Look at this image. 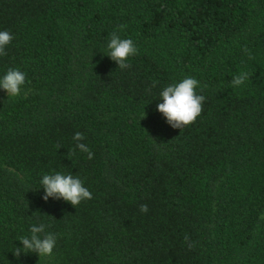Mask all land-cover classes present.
Wrapping results in <instances>:
<instances>
[{
  "label": "trees",
  "instance_id": "1",
  "mask_svg": "<svg viewBox=\"0 0 264 264\" xmlns=\"http://www.w3.org/2000/svg\"><path fill=\"white\" fill-rule=\"evenodd\" d=\"M5 30L0 78L25 84L0 89V264H264V0H0ZM186 77L205 100L174 129L156 106ZM55 172L92 199L43 200ZM41 223L52 254L15 257Z\"/></svg>",
  "mask_w": 264,
  "mask_h": 264
},
{
  "label": "clouds",
  "instance_id": "2",
  "mask_svg": "<svg viewBox=\"0 0 264 264\" xmlns=\"http://www.w3.org/2000/svg\"><path fill=\"white\" fill-rule=\"evenodd\" d=\"M13 40V35L8 31H0V56L6 55L5 48ZM107 56L114 61L120 69L128 68L130 65L126 62L130 56L137 54V48L132 39H122L117 32H113L107 43ZM246 50V49H245ZM251 58V57H249ZM249 79L248 73L244 72L235 76L231 81L233 87H238ZM198 81L192 77H186L180 82L169 84L160 92L162 102L158 103L156 110L161 113L172 128L183 129L191 125L202 113V104L205 100L203 95L196 93ZM25 84V74L19 69L10 68L6 74L0 78V89L7 93V97H16L21 93V87ZM25 92V98L27 97ZM83 133L76 132L73 140L76 142L75 147L69 152L74 155L76 149L88 154V159L93 158L92 151L84 143ZM59 147V146H58ZM44 190L43 200L47 201L50 197L53 199H62L70 203L73 207L79 205L83 200L92 199L91 192L83 185L78 176L73 174H62L55 172L54 174L43 175L40 181ZM140 211L147 212L146 204L140 206ZM46 225L30 226V236H22L19 238L23 248L16 247L13 255L20 257L21 252L27 254L29 252L36 253L39 257L50 256L56 245L55 235L45 231ZM188 240L187 235L185 241ZM189 249L193 247L189 244Z\"/></svg>",
  "mask_w": 264,
  "mask_h": 264
}]
</instances>
